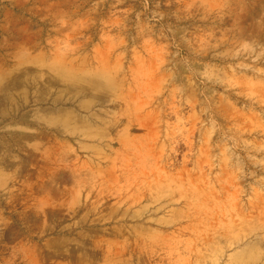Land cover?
<instances>
[{"label":"rangeland","instance_id":"rangeland-1","mask_svg":"<svg viewBox=\"0 0 264 264\" xmlns=\"http://www.w3.org/2000/svg\"><path fill=\"white\" fill-rule=\"evenodd\" d=\"M0 264H264V0H0Z\"/></svg>","mask_w":264,"mask_h":264},{"label":"bare ground","instance_id":"bare-ground-1","mask_svg":"<svg viewBox=\"0 0 264 264\" xmlns=\"http://www.w3.org/2000/svg\"><path fill=\"white\" fill-rule=\"evenodd\" d=\"M198 151V150H197ZM206 153V152H205ZM200 158V157H199ZM206 162H208V161H206ZM205 164V163H204ZM160 169V168H159ZM200 173V172H199ZM196 175V174H195ZM200 175V174H199ZM197 180V179H196ZM201 182V181H200ZM192 184V183H191Z\"/></svg>","mask_w":264,"mask_h":264}]
</instances>
